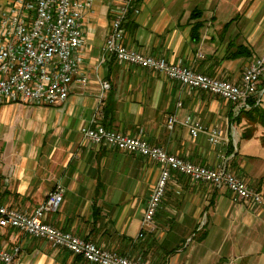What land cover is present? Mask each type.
Returning a JSON list of instances; mask_svg holds the SVG:
<instances>
[{
  "label": "crops",
  "instance_id": "1",
  "mask_svg": "<svg viewBox=\"0 0 264 264\" xmlns=\"http://www.w3.org/2000/svg\"><path fill=\"white\" fill-rule=\"evenodd\" d=\"M125 1L95 0L84 12L80 70L86 83L74 79L62 105L0 103V204L31 213L59 187L62 202L44 221L121 255L149 264H264V203L233 200L224 187L171 171L156 214L142 225L159 165L136 153L92 145L82 136L80 127L95 120L195 164L224 162L228 171L264 194L259 139L264 129L251 125L252 135L242 138L250 124L241 106L158 72L114 58L101 61L111 17ZM129 4L124 40L144 54L232 82L264 55V0ZM197 22L201 25L193 39ZM102 82L109 87L104 89ZM263 85L264 78L258 87ZM259 100L264 108L260 95ZM171 114L178 120L169 129L165 120ZM186 117L220 129L222 143L209 144L204 133L191 137L182 124ZM28 131L43 134L42 147L49 143L42 158L25 153L24 141L22 151L4 152L6 142L24 139ZM0 246L18 248L11 264H92L12 228L0 229Z\"/></svg>",
  "mask_w": 264,
  "mask_h": 264
},
{
  "label": "built area",
  "instance_id": "2",
  "mask_svg": "<svg viewBox=\"0 0 264 264\" xmlns=\"http://www.w3.org/2000/svg\"><path fill=\"white\" fill-rule=\"evenodd\" d=\"M94 1L0 0V9L5 7L0 12V103L60 106L66 101L74 79L81 84L86 83V77L80 70L84 43L82 18ZM128 5L127 2L112 15L103 43L102 62L114 58L161 73L190 89L219 96L242 109L249 108L247 100L257 95L259 79L264 75V55L253 59L237 82H230L198 73L181 64L169 63L162 57L144 54L128 46L124 40ZM102 87L106 89L109 84L102 82ZM255 102L257 104L260 100ZM177 120L174 114L168 115L167 127L173 128ZM182 124L193 138L204 133L209 144L222 143V132L218 128H207L190 117H186ZM80 132L92 145L136 153L159 165L158 177L145 204L142 225H148L156 214L171 171L194 181L224 187L233 200L255 205L264 203V194L228 171L224 162L215 167L195 164L151 145L139 136L106 128L95 120L80 127ZM62 199L63 190L57 187L31 213L0 204V229L12 228L53 246L63 247L92 264H149L141 257L121 255L44 221L46 214L57 211ZM17 252L18 248L9 251L0 246V263L10 264Z\"/></svg>",
  "mask_w": 264,
  "mask_h": 264
},
{
  "label": "rangeland",
  "instance_id": "3",
  "mask_svg": "<svg viewBox=\"0 0 264 264\" xmlns=\"http://www.w3.org/2000/svg\"><path fill=\"white\" fill-rule=\"evenodd\" d=\"M127 1H128V3H129V0H126L125 2H124V4H123V6L127 3ZM121 6V5H120ZM122 7V6H121ZM128 7H129V5H128ZM112 18V17H111ZM246 69V68H245ZM244 69V70H245ZM199 73V72H198ZM264 78V75L263 76H261L260 77V79H259V83H258V86H259V84H260V81H261V79H263ZM229 81V80H228ZM230 82H232V81H230ZM237 82V81H236ZM259 95H260V98H261V100H263L264 101V85L262 86V87H258V93H257V95L255 96V97H250L249 99H259ZM247 102H248V100H247ZM233 104V103H232ZM237 105V104H236ZM165 122H166V120H165ZM37 124L39 125L40 124V122H37ZM167 126V125H166ZM50 128V127H49ZM17 129H18V133L20 132V129H19V127H17ZM220 130V129H219ZM221 131V130H220ZM222 132V131H221ZM28 134L26 135V137L24 138V139H21V138H19V136H17V138L15 139V140H13V141H9V142H6L5 143V146H4V152H8V153H11V154H16V152H19V151H22L23 150V148H22V142L24 141L25 142V149L23 150L25 153H29L30 151H32V152H35L36 153V155L37 154H39L38 155V159H40V158H42L41 157V155H43L44 153L46 154L47 152H44L46 149H48L47 148V146H48V142H46V144L42 147L41 146V142H40V140H41V137H42V135L43 134H36L34 131H28L27 132ZM50 134V132H47L46 133V137L45 138H47L48 137V135ZM41 136V137H40ZM38 137H39V142L37 141V139H38ZM20 139V140H19ZM19 140V141H18ZM146 141V140H145ZM121 151V150H120ZM42 152V153H41ZM179 157H182V156H179ZM29 164H33V160H31V161H29ZM1 167V166H0ZM158 177V176H157ZM187 177V176H186ZM9 180H12V178L9 176ZM144 260V259H143ZM146 261V260H145Z\"/></svg>",
  "mask_w": 264,
  "mask_h": 264
},
{
  "label": "trees",
  "instance_id": "4",
  "mask_svg": "<svg viewBox=\"0 0 264 264\" xmlns=\"http://www.w3.org/2000/svg\"><path fill=\"white\" fill-rule=\"evenodd\" d=\"M134 4L137 3L139 0H133ZM130 6V4H129ZM131 7V6H130ZM130 11V8L128 10V12ZM128 12H127V16H128ZM193 15V14H192ZM126 16V19H127ZM125 24V23H124ZM201 24L199 22L195 23L192 27V32H191V37L193 39H196V34H195V30L200 26ZM241 52H237V54H239ZM237 54L235 53V55L233 56H237ZM248 103H249V108L248 109H242L240 111V113L244 112V115L246 117V119L249 121L250 126H248L247 128H245L243 130V132L241 133V137L242 138H249L252 135L253 129L254 127H252L251 125H259L260 127H262L264 129V108L261 107L259 105V103L256 104L255 99H248ZM239 114L237 115L236 118H238ZM102 124V123H101ZM103 126H105L106 124H102ZM106 127V126H105ZM107 128V127H106ZM260 139V143L262 145V147L264 148V134L261 135L259 137ZM103 146V145H100ZM105 147V146H104ZM117 150V149H116ZM120 151V150H119ZM264 180V175L261 178ZM83 239L86 240H91L88 237H85ZM93 241V240H91ZM94 242V241H93ZM95 243V242H94ZM98 245V244H97ZM99 246V245H98ZM101 247V246H100ZM104 248V247H103ZM107 249V248H106Z\"/></svg>",
  "mask_w": 264,
  "mask_h": 264
},
{
  "label": "bare ground",
  "instance_id": "5",
  "mask_svg": "<svg viewBox=\"0 0 264 264\" xmlns=\"http://www.w3.org/2000/svg\"><path fill=\"white\" fill-rule=\"evenodd\" d=\"M2 103H12V102H2ZM1 160V159H0ZM3 205V204H2ZM7 206V205H6ZM15 257V256H14ZM14 259V258H13ZM13 261V260H12ZM11 264V263H10Z\"/></svg>",
  "mask_w": 264,
  "mask_h": 264
}]
</instances>
